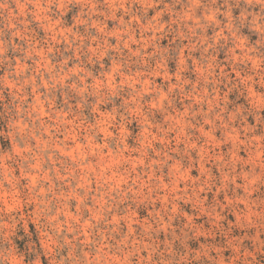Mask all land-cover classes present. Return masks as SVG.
Wrapping results in <instances>:
<instances>
[{
	"label": "rangeland",
	"instance_id": "1",
	"mask_svg": "<svg viewBox=\"0 0 264 264\" xmlns=\"http://www.w3.org/2000/svg\"><path fill=\"white\" fill-rule=\"evenodd\" d=\"M0 264H264V0H0Z\"/></svg>",
	"mask_w": 264,
	"mask_h": 264
}]
</instances>
